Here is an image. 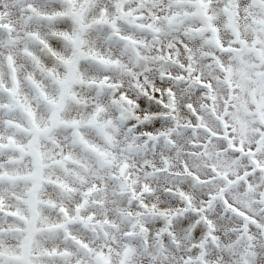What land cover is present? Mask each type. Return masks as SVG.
I'll return each instance as SVG.
<instances>
[{
    "label": "snow or ice",
    "instance_id": "snow-or-ice-1",
    "mask_svg": "<svg viewBox=\"0 0 264 264\" xmlns=\"http://www.w3.org/2000/svg\"><path fill=\"white\" fill-rule=\"evenodd\" d=\"M0 264H264V0H0Z\"/></svg>",
    "mask_w": 264,
    "mask_h": 264
}]
</instances>
